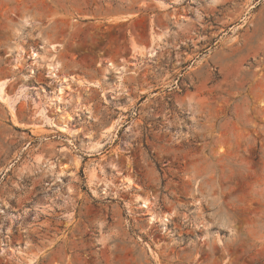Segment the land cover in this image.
<instances>
[{
	"label": "rangeland",
	"instance_id": "1",
	"mask_svg": "<svg viewBox=\"0 0 264 264\" xmlns=\"http://www.w3.org/2000/svg\"><path fill=\"white\" fill-rule=\"evenodd\" d=\"M0 83V264H264V0H0Z\"/></svg>",
	"mask_w": 264,
	"mask_h": 264
},
{
	"label": "bare ground",
	"instance_id": "2",
	"mask_svg": "<svg viewBox=\"0 0 264 264\" xmlns=\"http://www.w3.org/2000/svg\"><path fill=\"white\" fill-rule=\"evenodd\" d=\"M54 48V46H52V49ZM18 55L21 54V52H17ZM151 55H153V51L150 53ZM32 58L34 60H38L41 58L40 54L34 52L32 54ZM48 68H49V72H50V76L52 77H56V78H59L57 73L59 72V66H57L56 64H52V63H49L48 65ZM118 74H120V79L122 78V75H123V72H124V69L123 68H119L117 70ZM61 83L59 84V87L57 88V92H55V95H54V98H53V101L58 105L59 103H61L63 100H64V96H65V90L66 89H69L70 87V80L68 78H65V79H61L60 80ZM95 85V84H94ZM2 93H3V84L0 83V98L2 97ZM67 119L70 121L72 119V117L70 115L67 116ZM58 128L63 131V132H67L68 131V128H67V125L66 123H63L61 126H58ZM99 145V144H97ZM96 146V145H95ZM100 146V145H99ZM94 147V146H93ZM95 149V148H93ZM92 149V150H93ZM126 185L128 186H132V182L131 181H128L126 183ZM141 205L143 206V208H146V209H150L151 207V203L149 202V200H143L142 202H140ZM150 222H154L155 221V217L152 215L151 218L149 219ZM162 221L164 222H167L169 221L168 217L164 216L162 218Z\"/></svg>",
	"mask_w": 264,
	"mask_h": 264
}]
</instances>
